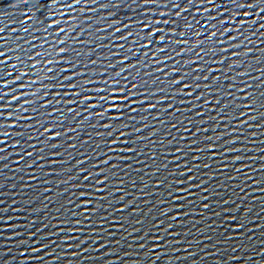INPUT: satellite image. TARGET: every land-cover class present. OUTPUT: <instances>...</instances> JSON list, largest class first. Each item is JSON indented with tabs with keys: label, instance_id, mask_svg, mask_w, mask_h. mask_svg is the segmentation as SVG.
<instances>
[{
	"label": "snow or ice",
	"instance_id": "6c2138e0",
	"mask_svg": "<svg viewBox=\"0 0 264 264\" xmlns=\"http://www.w3.org/2000/svg\"><path fill=\"white\" fill-rule=\"evenodd\" d=\"M22 4L27 11L19 30L0 26V164L8 167L3 162L14 138L16 164H24L16 171L31 172L22 191L32 182L45 194L53 191L50 183L62 188L41 197L46 202L39 207L25 200L32 214L25 225L9 223L13 217L3 215L9 209L0 207V239L12 230L22 246L20 264H57L62 257L80 264L81 256L87 264L97 259L83 255L89 246L110 247V229L123 230L126 223L134 224L126 235L142 231L133 237L138 248L152 242L144 253L151 264L166 255L165 264L189 260L202 241L231 253L216 264H264V224L255 222L245 199L252 178L242 163L261 161L252 191L264 193V155L242 156L249 149L238 146L247 137L255 145L264 125V0ZM119 8L129 10L126 19ZM101 9L107 10L103 24L93 15ZM229 159L239 166L233 169ZM217 177L223 183L213 184ZM137 187L148 219L135 199H125ZM251 199L264 214V198ZM51 200L55 213L45 215ZM126 210L140 216L132 222ZM195 213L198 221L190 219ZM197 223L203 235L190 239ZM257 230L261 239L253 250ZM57 247L68 251L56 254ZM180 248L183 257L175 255Z\"/></svg>",
	"mask_w": 264,
	"mask_h": 264
},
{
	"label": "water",
	"instance_id": "95a60500",
	"mask_svg": "<svg viewBox=\"0 0 264 264\" xmlns=\"http://www.w3.org/2000/svg\"><path fill=\"white\" fill-rule=\"evenodd\" d=\"M19 5V6H18ZM27 11L26 8L23 7L22 0H0V21H2V24L0 26L4 25H10V27L16 28L19 30V23L18 19L19 17L23 16V13ZM34 12H36L35 9H33ZM116 11L120 14L121 17L127 18L126 13L129 11L127 8H119L116 9ZM107 13V10H99L97 13L93 14L95 17V20L99 24H103L102 17H105ZM38 16H41V19L44 17L43 12H36ZM95 26V25H94ZM20 33L17 32L14 35H19ZM5 35H7V31L5 32ZM81 39H87L86 36L81 37ZM71 43V41H69ZM93 58H96L95 56ZM235 71V70H234ZM252 75H256L255 72L252 73ZM227 83V81L225 82ZM214 114V113H212ZM231 127V125H230ZM219 131H223V128L218 129ZM246 131H257L256 129H247ZM258 136L255 138L256 143L255 145L249 143L253 138L247 137V139L242 140L241 144L238 146H244L247 147L249 150L246 152L239 153L242 156L246 157H259L261 155H264V152H260L257 149L264 148V125H262L261 129L259 130ZM86 133H81V135H85ZM146 134V132L144 133ZM211 134V133H209ZM14 138H10L8 141V151L11 153L9 155V158L7 161L3 163H7V168H2V164H0V169H2V174H0V193H3V195H0V200L3 201V204H0V207L8 208L9 210L3 215L5 217H13L12 221H9V223H15L18 225H25L29 222V217L32 216L31 212L28 210L29 205L25 203V200L31 199L32 205L39 207L41 204H44L46 201L41 199L43 196L52 197L56 195V192L59 191L62 186L59 184H53L50 183L48 186L53 189L52 192L49 193H43L40 189L42 185L36 184V182H32L35 186L31 190H23L21 189L20 185L21 183H27V176L31 175V172L24 171V172H17V167H23L24 164L21 162L20 165L16 164V160L18 159L17 156V149H14L11 147L12 140ZM31 150V149H28ZM28 159L27 157L25 158ZM30 162V161H29ZM232 168L239 166V162L233 163L230 159L227 161ZM242 163L248 165L247 168L244 169L245 173H248L252 179L247 181V188H246V197L245 199L249 204H253L254 211L252 215L257 216L256 223L264 224V214L260 213V207L261 205L259 203H253L251 197H261L264 198V193L259 192H253L252 189L255 187V185L252 184V180L259 179L260 178V172L258 171L259 165L261 161L259 159L252 160V159H245L242 161ZM215 171H219L218 169H215ZM229 172H225L223 175H229ZM145 179L149 178V174L145 172ZM21 177H25L24 181H21ZM158 177L151 176V180H155ZM38 179H42V177H38ZM50 180H55L56 177H50ZM221 182L222 178L217 177L215 180L212 181L213 184ZM131 183V181H129ZM240 183L239 178H237V184ZM137 184H139V181H137ZM15 185L16 187H12ZM264 187V185H262ZM139 187L137 188H130L128 189V194L125 196V199H135L137 201L135 207L140 209L142 212L145 213L142 219H148V216L146 215L148 212V209L140 203L144 197L139 196ZM162 191V190H161ZM228 191L231 192L232 188L229 186ZM35 194V196H34ZM34 197V198H33ZM119 193L115 194L114 197V206H118L121 201L118 199ZM69 196L65 195L63 199H68ZM149 200L154 199V197L150 196L148 197ZM15 201V203H13ZM57 201L51 200L49 203V206L47 208V211L45 212V215H47L49 212L55 213L56 210ZM130 208L133 207L132 205L129 206ZM197 207H199L197 205ZM211 211V210H210ZM112 216H116V212L110 213ZM123 215L127 216L130 221L134 222L138 216H140V212H137L135 215H132L128 210H126ZM152 219L156 218V213H152ZM190 219L193 220H199V214L195 213L193 214ZM111 222V221H109ZM2 223V222H0ZM39 223V221H37ZM251 223V221H250ZM134 226L133 223H126L123 230L119 229H110L113 231L114 236L111 238L113 240V244L110 247H107L106 249H100L99 251H94L92 249H95L97 245H90V251L88 253H84L83 255L96 257L97 259H93L87 264H108L109 261H113L114 264H151V257H146L144 255L145 251H148V247L151 245L150 240H145L144 243L146 247L144 249L138 248L136 245L139 243L138 240H134L133 237L142 235V231L140 233H132L131 235H126L128 232H130L131 228ZM107 227V226H106ZM200 227V224H194L191 226L192 232L190 239H196V237L202 236V233H198L197 229ZM53 229H49V231H52ZM17 231H25L23 227H20L17 229ZM55 240V237H53ZM261 239V232L259 230L255 231L253 234V241H252V249L254 250L258 245L256 244V241ZM120 241L119 246L115 244V241ZM57 243H59L57 241ZM0 264H20L21 259H23L20 255V252L22 250V246L18 245L16 243V238H12V230L9 229L4 233V237L0 239ZM131 245V247H129ZM207 245V246H206ZM31 247V245H29ZM179 247V246H178ZM8 249H11V251H8ZM76 249H72V251H75ZM49 251H51V245L49 246ZM61 251H68L67 249H61L57 247L56 254H59ZM196 253V255L189 259L184 260L180 259L176 262V264H216L217 261L223 262L224 259L230 255L226 249L219 248L217 249L213 245H208L207 241H202L199 249H192ZM107 253V254H106ZM125 253H129V255L125 256ZM207 253L208 255H205ZM236 255H241L239 252L235 253ZM28 255H33V253L29 252ZM40 255H43V253H40ZM170 255V254H169ZM180 257H183L186 255V253L183 251L182 248L175 254ZM48 257H46V260ZM167 259L166 256H162L160 260H157L155 264H165V260ZM71 257H62L60 261H57V264H68L69 261H71ZM80 264H84L83 256L80 257Z\"/></svg>",
	"mask_w": 264,
	"mask_h": 264
}]
</instances>
